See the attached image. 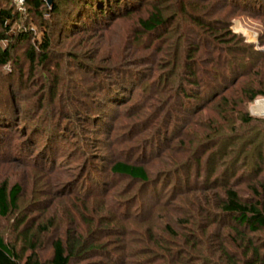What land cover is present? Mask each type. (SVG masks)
<instances>
[{
	"label": "rangeland",
	"instance_id": "obj_1",
	"mask_svg": "<svg viewBox=\"0 0 264 264\" xmlns=\"http://www.w3.org/2000/svg\"><path fill=\"white\" fill-rule=\"evenodd\" d=\"M52 1L47 0L42 16L26 4L19 8L13 0H0V9L14 17L8 30L0 24V53L9 52L6 63L0 61V182L22 187L18 209L9 218L0 217L4 237L15 239L14 224L21 218V227L36 234L38 256L47 264L52 242L71 235L81 236L86 247L71 264H264V229L236 228L230 217L207 203L212 190H189L208 187L220 173L218 166L212 170L221 159L229 169L223 181H236L247 195V183L257 177L251 167L257 148L241 152L238 142L227 140L224 147L233 143L229 154L217 155L215 148L210 160L208 153L202 159L200 174L194 168L177 185L178 174L171 178L169 173L186 165V151L193 149L181 119L193 117L194 111L171 119L164 114L175 102L174 88L170 93V85L163 88L161 98L154 89L164 82L159 77L175 88L182 82L169 75L181 69L189 42L176 60V22L163 38L168 47L167 40L160 46L158 38L138 35L139 19L153 10L183 25L200 15L224 27L223 33L244 38L231 40V47L252 44L264 51V0H251L246 7L243 0L237 5L235 0H134L132 12L66 28L45 10ZM45 34L51 45L42 61L39 46ZM29 49L35 51L34 61ZM197 57L206 61L208 55ZM263 100L258 97L248 105L258 119L249 133L258 137L255 143L264 140V111L256 109ZM172 126L173 131L166 130ZM239 158L248 160L250 170L235 180L232 165ZM118 160L143 164L151 182L112 173ZM259 177L264 178V171ZM91 247L97 250L89 252Z\"/></svg>",
	"mask_w": 264,
	"mask_h": 264
},
{
	"label": "trees",
	"instance_id": "obj_2",
	"mask_svg": "<svg viewBox=\"0 0 264 264\" xmlns=\"http://www.w3.org/2000/svg\"><path fill=\"white\" fill-rule=\"evenodd\" d=\"M133 1L53 0L52 8L45 10L51 14H56L55 16L61 26L65 24L66 28L72 23L76 24L86 19L100 20L105 15L123 14L125 11L132 12L137 8V4H134ZM249 1L251 0H243V6H248ZM46 2L47 0H25L24 4L28 5L29 9L36 14L43 16L42 9L46 7ZM234 2H236L235 5L238 2L241 4L239 0ZM60 3H62L61 7ZM249 6L251 7V5ZM13 18L10 10L0 9V24L5 30L10 28L8 21L13 20ZM171 20H165L162 13L153 10L146 18H140L138 23L139 38L152 37L153 40L158 38L160 46H162L167 40L164 41L163 38L168 32V28L176 22L179 27L176 30L178 40L174 44L172 43L176 60L183 43L189 42V44L185 43L186 46L183 48L184 56L181 69L178 73L173 71L169 75L182 80V82L175 88L167 78L159 77L164 82L159 83L158 87L154 89L159 98L164 97L162 89L167 85H170L169 93L175 90V93H172L175 97H171L175 98V102L164 114L170 115L171 119L175 120L179 116H188L191 111H194L193 117L181 119L186 121L184 123V135L191 134L188 141L193 145V149L189 146L190 148L186 151L189 157L186 161L187 164L180 165L178 171H171L170 177L173 178L175 174H178L176 183L182 186V180L185 178L188 180L194 168L200 174L201 163L205 154H209V160L215 148L218 150L216 151L217 155L229 154V148L235 141L238 142L239 149L242 147L241 152H245L249 146L256 147L257 161L251 167L255 169L257 177L253 183H247L249 186L247 195L241 193L242 190L238 189L239 183L235 184L236 181H223L222 175H226L229 169L224 165L225 163L220 161L221 159L219 162L215 161V167L212 170L215 172L217 166L220 168V173H217L215 180L209 182L207 177L205 178V181L209 182L205 185L208 187H193L189 190L197 189L199 192L212 190L213 198L207 197V200L204 199L203 201L212 203L211 205L215 206L222 215L230 217L236 228L246 227L251 231L264 229V178L259 177L264 171V140L261 139L255 143L258 137L255 140L250 137L251 126L258 119L254 118L248 110L250 103L258 97H264V51L256 50L252 44L237 48L231 47L229 43L231 40L243 41L244 38L231 33L229 30H226L227 33H223L224 27H219L200 15L190 17L191 23L189 25L187 23L183 25L182 20ZM174 36L170 35V38H174ZM50 42V36L45 34L44 40L39 46L42 61H46L49 57L46 50L50 48ZM166 44H168L167 47L170 46L168 40ZM207 45L211 46L210 50L205 49ZM167 47H164L163 50L167 51ZM200 52L201 54L205 52L208 55L205 57L207 58L206 61L197 57ZM27 54L31 61L35 60L33 49H29ZM8 57V50L1 51L0 61L2 64L6 63ZM173 65L177 66V61ZM205 109L207 112L202 113ZM237 123L242 125V128H246L247 131H238ZM173 128L174 126L171 129L167 127L166 130L173 131ZM257 132L258 130L254 131V133ZM258 134L260 135V133ZM227 140L233 143H228L224 147ZM233 154L235 155V153ZM249 160L251 161V158ZM176 163L178 161L174 164ZM222 166H225L224 170H221ZM248 166H250L248 160L244 161L242 158L235 160L232 165V170L235 173L231 176L235 175V180H241L250 170ZM111 171L116 175L145 184L151 182L146 167L137 161H115L111 166ZM182 171L184 174L180 175ZM183 192L186 191L177 193L182 194ZM21 193L22 187L18 183L10 185L8 181L0 182L1 218H9L18 209ZM20 219L18 218L14 224L15 239H6L0 231V264H47L38 256L36 234L31 232L28 227H21L24 220ZM81 240V236L75 237L74 235L55 239L52 242L53 255L50 264H71L72 260L78 258L81 253L84 255L86 247ZM92 250H97V248L91 247L89 252Z\"/></svg>",
	"mask_w": 264,
	"mask_h": 264
},
{
	"label": "bare ground",
	"instance_id": "obj_3",
	"mask_svg": "<svg viewBox=\"0 0 264 264\" xmlns=\"http://www.w3.org/2000/svg\"><path fill=\"white\" fill-rule=\"evenodd\" d=\"M256 109L259 111H264V100L257 103Z\"/></svg>",
	"mask_w": 264,
	"mask_h": 264
},
{
	"label": "built area",
	"instance_id": "obj_4",
	"mask_svg": "<svg viewBox=\"0 0 264 264\" xmlns=\"http://www.w3.org/2000/svg\"><path fill=\"white\" fill-rule=\"evenodd\" d=\"M14 3L20 8H22V6L24 5L25 3V0H13Z\"/></svg>",
	"mask_w": 264,
	"mask_h": 264
},
{
	"label": "water",
	"instance_id": "obj_5",
	"mask_svg": "<svg viewBox=\"0 0 264 264\" xmlns=\"http://www.w3.org/2000/svg\"><path fill=\"white\" fill-rule=\"evenodd\" d=\"M51 1V0H50Z\"/></svg>",
	"mask_w": 264,
	"mask_h": 264
}]
</instances>
